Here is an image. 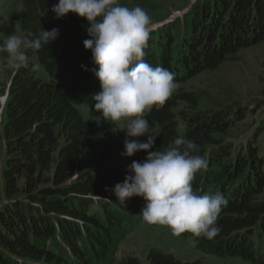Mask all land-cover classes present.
Returning a JSON list of instances; mask_svg holds the SVG:
<instances>
[{
    "label": "trees",
    "instance_id": "obj_1",
    "mask_svg": "<svg viewBox=\"0 0 264 264\" xmlns=\"http://www.w3.org/2000/svg\"><path fill=\"white\" fill-rule=\"evenodd\" d=\"M58 2L22 0V11L12 12L16 21L10 20V28L20 33L35 36L58 28L59 35L29 52L37 58L35 63L30 59V67L39 63L47 79L40 69L21 68L9 87L0 135L5 140L4 150L0 141V264H111L142 199L132 197L121 204L113 193L127 174L114 161L121 143L111 122L97 123L79 108L87 102L94 109L93 95L101 90L93 71L98 66L83 45L91 38L89 25L73 13L55 18L51 9ZM181 21L182 30L176 24ZM263 42L264 0H195L178 20L150 34L144 59L175 73L179 84ZM256 102L260 108L264 101ZM181 104L187 108L180 110ZM232 111L207 115L195 93L178 88L146 119L157 135L154 150H166L178 136L193 141L209 160L208 170L192 182L194 191H219L228 201L217 222L220 233L211 240L201 238L196 247L264 264V253L253 241L255 234L264 239V155L256 146L264 128L258 125L239 144L225 143L223 135L235 118L246 117L243 105ZM140 152L137 161L147 156ZM181 236L192 237L188 232ZM148 259L149 264H201L158 249H150ZM118 264L140 261L130 256Z\"/></svg>",
    "mask_w": 264,
    "mask_h": 264
},
{
    "label": "clouds",
    "instance_id": "obj_2",
    "mask_svg": "<svg viewBox=\"0 0 264 264\" xmlns=\"http://www.w3.org/2000/svg\"><path fill=\"white\" fill-rule=\"evenodd\" d=\"M51 11L57 19L68 13L86 19V32L91 38L83 45L98 66L93 71L101 88L93 95L94 110L105 121L124 125L122 156L147 152L143 161H132L124 181L114 186L118 201L125 204L126 199L141 197L145 202L140 212L144 221L167 226L174 236L191 233L192 247L201 238H215L221 231L218 219L228 201L219 191L200 195L192 186L197 173L208 170L209 160L184 136L172 140L166 150H154L157 135L146 115L153 107L163 108L179 84L175 73L153 67L144 59L150 34L156 29L151 17L139 5L129 8L120 0H59ZM58 35V28L43 29L35 36L31 32L0 33V54H6L11 72L21 68L35 72L39 65L30 67L29 52L49 45ZM140 137L147 139L142 142Z\"/></svg>",
    "mask_w": 264,
    "mask_h": 264
},
{
    "label": "rangeland",
    "instance_id": "obj_3",
    "mask_svg": "<svg viewBox=\"0 0 264 264\" xmlns=\"http://www.w3.org/2000/svg\"><path fill=\"white\" fill-rule=\"evenodd\" d=\"M195 0H120L122 5L132 8L136 5L142 7L156 24L154 32L169 20H178L186 11L190 9ZM22 0H0V33L20 34V29L12 30L10 20L16 21L12 17V12L22 11ZM74 14V13H73ZM18 23V22H17ZM16 23V24H17ZM178 24L182 30L183 21ZM17 27V25H16ZM166 34V33H165ZM178 35L177 32L174 33ZM3 36H0L2 42ZM153 43V42H152ZM154 48V44L150 46ZM6 54H0V135L2 126L6 122V103L9 94V87L12 83L14 73L8 69ZM37 62L35 56L30 58ZM39 65V63H36ZM40 76L47 79L46 74L39 65ZM264 87V42L245 49H241L234 56L228 58L218 68L205 70L196 76L187 78L179 83L180 91L195 93L199 98V109L207 115L221 109H232L233 111L243 105L246 117L242 120L235 118L231 129L225 135L226 140L239 144L250 137L249 135L258 126L264 128V102L258 108L256 102L261 99ZM83 115L91 120L102 123L103 116L95 111L91 104L85 102L79 106ZM185 104H181L179 109H186ZM232 111V112H233ZM233 114V113H232ZM105 120V119H104ZM107 122V121H106ZM112 133L120 141L122 150L115 157V162L122 165V169L127 172L128 166L133 160L140 157L141 152L132 157H124V125L122 123L111 124ZM140 140V138H138ZM2 150H4V138L1 139ZM260 155H264V129L256 140ZM264 197V194L263 196ZM144 206L140 199L138 205V215L133 223H128V233L120 239L119 248L112 256L111 264H118L127 257H136L140 264H149L148 254L150 249H158L166 254H172L182 261L192 262L200 260L201 264H254L250 260H245L239 256H221L214 253H204L190 244V238L174 236L171 228L167 226L149 224L140 215ZM255 247L264 253V239L258 234L253 237Z\"/></svg>",
    "mask_w": 264,
    "mask_h": 264
}]
</instances>
